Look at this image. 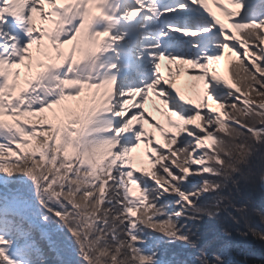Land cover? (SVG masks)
<instances>
[{
	"label": "snow or ice",
	"instance_id": "obj_1",
	"mask_svg": "<svg viewBox=\"0 0 264 264\" xmlns=\"http://www.w3.org/2000/svg\"><path fill=\"white\" fill-rule=\"evenodd\" d=\"M20 2L23 4L22 12L16 10L17 0H0V65H2L0 89L9 93L7 95L0 93V162H6L0 163V174L9 179L16 176L29 178L37 196L41 185H44L46 190H51L55 186L52 196L57 197L54 201L56 207L49 204L45 209L47 213L50 211L57 217L74 238L85 264H93L97 257L92 254L93 249L86 248L80 243V238L97 241V247L101 250L99 264H124L125 258L135 262L136 256L143 252L141 245L146 243V239L141 235L143 228L176 235L171 230L170 222L165 224L156 221L155 217L164 215L165 211H153L163 206L158 203L160 196L153 200L148 189V181L155 186L163 180L170 191L179 192L186 200L192 202L190 207L194 206L206 192L218 190L215 181H202L199 194L186 196L182 191L183 184L192 178L193 173L204 168L207 162L198 159L199 156L207 152L216 157V162L222 166L223 159L219 147L221 144L227 145L224 155L231 159L229 150L235 147V142H242L245 132L252 134L257 142L264 141V120L258 122L259 127L253 122L256 116L264 114V72L258 73L253 66L258 63L264 68V20H246V10L264 11V0H175L174 3H168L163 7L162 0H124V6L116 3L115 7L114 0H94V3L87 5V9L90 10L83 11L78 4L71 3V0H20ZM190 9L202 13V24L189 17H182L185 23H166L158 30V36L154 37L156 42L146 46L145 51L152 57L155 65L156 78L151 83L142 82L143 86L139 88L127 90L121 88L113 91L115 77L105 73L87 81L74 80L73 82L83 85L78 92L63 94L58 100L47 105L38 107L35 104H28L24 107L28 102L24 94L30 88L33 78L42 70L40 60L43 57H40V50L48 46L47 33L54 27L58 29L56 42L65 51L87 32L95 41L94 53L112 51L118 54L119 49L116 45L127 35L113 31L121 20L144 16L146 19L155 18L158 22L161 17H176ZM215 9H219L221 13L227 9L230 15L226 17L227 19H222ZM150 13L152 15H149ZM101 20L103 23L99 22ZM54 21L59 23L54 24ZM237 24L241 25V32L237 37L228 40L223 51L213 54L206 49L205 45L214 33L227 37L233 31L232 26ZM236 40L247 41V45L234 42ZM164 41H168L167 48L164 47ZM185 44L190 51L182 56L169 50L183 47ZM229 46L234 53H238L239 60L243 61L239 65H234L230 61L227 65L231 81L220 74ZM49 52L51 59L47 62L54 63L61 67L62 72H67L63 56L57 58L54 51L49 49ZM140 55L143 56L144 51H141ZM165 61L169 62L167 66L170 77L173 75L171 72L173 64L176 65L178 72L188 76L190 82L188 86L194 98L186 99L191 105L190 115L176 112L168 107V100H162L164 107L157 110L166 117V123L175 122L187 135L172 131L169 141L171 148L169 149L167 145L157 148V153L163 159L152 161L150 167H146L144 158L146 156L151 160V157L147 152L137 151L141 147L140 138L144 136V132L132 121L142 116L153 126L159 122L157 116L146 108L151 94L164 97L179 93L181 98H186L173 79H165L161 71L162 63ZM115 67L114 62L109 65L110 69ZM22 70L25 73L23 77ZM242 71L247 72V80L241 78ZM68 75L71 73L68 72ZM221 79L231 85L228 100L215 95L212 91L213 85ZM201 81L205 82L202 91L197 88V83ZM68 82L67 79L61 81L63 84ZM105 86L108 92L113 93L115 103L109 102V110L115 118L93 129L91 124L96 123L94 119L88 128L76 137L77 146L84 151L106 146L112 150L116 159H123L120 167L115 166V160L111 161V166L107 170L108 179H104L102 174H97V179L100 180L97 199L95 192L81 191L77 195L72 191L70 184L56 185L57 175L53 168L59 171L63 163H56L59 160L57 149L55 145L49 144L43 129L65 118L62 105L70 104L73 107L82 105L93 95L102 93ZM241 94L249 96L250 105L240 104ZM16 101L18 103H15ZM240 107L247 109L244 115L248 122L234 116L227 119ZM217 118L227 119V125L219 124ZM228 127L235 128L238 134L225 140L226 132L222 129ZM125 130H135L138 133L136 144H124L119 139V134ZM97 132L104 135L96 136ZM26 142H29V149L33 144L42 145V151L51 147V154L46 151L43 156L39 151L34 154L25 148ZM152 143L155 144L156 140L153 139ZM46 159L50 163L47 170H44ZM69 173L65 175L71 179ZM37 174L40 175V180ZM168 174L171 175V179ZM207 174L216 173L208 168ZM205 184H212V187H203ZM113 190L118 194L116 201H113L110 195ZM137 190L138 194H134ZM59 196H64L65 199L61 201ZM81 198L85 204L94 208L98 204L105 210L106 215L112 213V219L111 222L108 220L98 222L94 226L95 231L81 232L78 237L77 230L64 223V213L69 208H77L78 211L74 200ZM136 200L140 203H136ZM38 201L44 205L42 200ZM20 236L24 237L26 234L20 232ZM12 243L14 241L0 235V257L7 264H15V261L3 246H10ZM150 259L149 256L139 255V260L144 264Z\"/></svg>",
	"mask_w": 264,
	"mask_h": 264
},
{
	"label": "trees",
	"instance_id": "obj_2",
	"mask_svg": "<svg viewBox=\"0 0 264 264\" xmlns=\"http://www.w3.org/2000/svg\"><path fill=\"white\" fill-rule=\"evenodd\" d=\"M240 76L242 79H248L247 72L242 71ZM246 110L242 107L237 108L229 118L234 116L248 122V118L244 115ZM260 120H264V114L254 118L253 122L257 123V127ZM45 130L51 132L50 127L43 129L44 132ZM222 131L226 132L225 140L229 136L238 134L236 129L231 127ZM49 137L45 136L47 140ZM33 146L41 156L44 155L45 150H41V145L33 144L29 149V142L25 144V148L35 154L38 151L33 150ZM219 147L223 165L217 163L216 157L210 155L205 163L206 171L193 174V177L183 184L182 191L185 195H190L193 191L199 194L202 181H215L218 190L206 192L194 206L190 207L192 202L186 200L179 192L170 191L164 181L161 183L165 188H158L148 181V189L153 200L160 196L158 203L163 206L153 211H165L164 215L155 217L156 221L165 224L170 222L171 230L176 235L143 228L141 235L146 239V243L141 245L143 252L136 256L135 262L125 258L124 264H144L139 260V255L151 257L147 264H264V141L257 142L252 134L245 132L242 142H235V147L229 150L231 159L228 155H224L227 145L221 144ZM68 150L74 148L69 146ZM48 154L50 155L51 151ZM162 159L157 158V160ZM73 160L61 152L56 163L62 162L61 168L69 173ZM49 163L50 161L46 159L44 170H47ZM116 167L120 165L116 164ZM61 168L59 171L53 168L57 175L56 185H67L70 179L67 180V184L63 181L65 172H61ZM208 168L216 174L208 175ZM168 175L171 179V175ZM37 178L41 179L39 174ZM86 186L88 189L84 187L83 191L97 192V189H92L90 184ZM203 187L211 188L212 184H205ZM77 189L72 191L79 195V189L75 191ZM54 190L55 186L51 190H46L45 186L41 185L37 196L29 178L16 176L9 179L0 174V235L14 241L10 246L3 247L15 264H85L78 245L63 223L57 217L51 216L50 211L46 214L45 207L40 206L35 199L38 197L46 207L49 204L54 207L56 206L54 201L57 199L52 196ZM110 195L113 201L118 199L115 190ZM59 199L63 201L65 197L59 196ZM171 201L183 208L180 215L172 214ZM214 201L218 203H213ZM74 202L80 209L85 210V215L65 212L64 223L76 229L78 237L81 232L95 231L94 226L98 222L103 223L105 220L111 222L112 213L106 215L105 210L98 204L94 208L85 204L83 198ZM135 202L140 203L139 200ZM27 205L29 210L25 211ZM116 208H119L118 204ZM26 218L36 221L39 228L30 225ZM49 221H55L63 230L50 232L46 229ZM91 224L93 226L89 229ZM20 232H24L26 236H20ZM80 243L94 250L92 254L97 259L93 260V264H99L101 250L97 247V241L80 238ZM0 264L7 262L0 257Z\"/></svg>",
	"mask_w": 264,
	"mask_h": 264
},
{
	"label": "rangeland",
	"instance_id": "obj_3",
	"mask_svg": "<svg viewBox=\"0 0 264 264\" xmlns=\"http://www.w3.org/2000/svg\"><path fill=\"white\" fill-rule=\"evenodd\" d=\"M163 3L164 2H161V4H163ZM213 7L215 8L214 5H213ZM225 10H227V9H225ZM188 12H192V14L194 13L192 19H194L195 21H197L201 24L203 23V20L201 19L202 13L195 11V10H191V9ZM225 13H226V11H225ZM228 13H229V11H228ZM149 15H152V14L150 13ZM139 18H141V20L146 19L144 16L139 17ZM253 18H257L256 11H247L246 10V20L251 21V20H253ZM256 20H261V19H256ZM166 23H178V22H176L174 17H172V16L161 17L158 22L155 20V18L146 19V22L144 23L143 28L148 29V31H147L148 37L154 38V37H157V35H155L153 33L158 34V30L160 28L164 27V25ZM233 27H235L234 32L233 31L230 32L227 37L222 36L220 33H214L212 35V37L208 39V41L205 45L206 49L209 51H212L213 54L223 51L224 46L226 44H228V40L230 38L237 37L236 36L237 33L235 32L237 26L233 25ZM222 28H223V25H222ZM123 33H127V31L123 30ZM88 38H90L91 40L90 39L88 40ZM130 40H131V35L127 33V35L123 41L128 42ZM148 40H149L148 38L144 39L143 42H141L139 44V46H137L135 49L138 51V57L137 58L139 59V61L141 63L139 65L144 67V65L147 64L146 67L149 68L150 70L151 69L153 70L155 68V65L153 63V59L151 56L148 55L147 51H145L146 46L150 45ZM87 42H88V44H89V42H91L89 45V48H91L93 50L94 46H95V41L93 40V38L88 33H84L82 35V40L80 42V46H78V47L74 46V48H70L69 52H67V53L61 45H57L56 47H54V52L56 53L57 58H59L61 56H63V58H64V56H67V55H69V57H70V63H69L70 65L64 64L67 68V72H62L61 67L56 65L58 67V70H57L58 78H57V80L59 83V90H58L59 96L66 94V93L71 94L73 92H78L80 90V88L83 86L82 83L73 82L74 80H76V81H87L89 79H94L95 74L91 71V67H90L91 61L88 63V65H85L87 63L86 59L88 56ZM234 42H239L244 46L247 45V42H245V41L236 40ZM164 47H168V42H166V44L164 43ZM229 48L232 51L230 46H229ZM169 50L174 52L176 55H179V56H182V55H184L190 51V49L187 47L186 44L183 47H177V48H173V49H169ZM44 51H47L46 52L47 56H45L46 60L44 61L45 62L44 69L41 71V73H42V76H44V78H46V76L48 74V66L50 65V63H48L47 61L51 59V56H50V52L48 51L47 47L44 49ZM141 51H144L143 56L140 55ZM230 54L231 55H230L228 64L230 63V61L234 65H239V64L243 63L242 60H239L238 53H234L232 51ZM246 54H248L247 48H246ZM254 59H259V58L254 57ZM74 61H75V63H74ZM168 63L169 62H166V64L162 65L161 71H162L165 79H174V77L179 75V72L176 68V65L173 64L172 68H171V72L173 73V75L170 77L169 76V68L167 66ZM253 66L257 69L258 73L264 72V68H261V66L258 63L254 64ZM0 68H2V65H0ZM68 72H70L71 75H68ZM227 75H229L230 79H231V75H230L229 71H228ZM184 78H185L187 93L190 96V98H194L193 93H192L190 87L188 86L190 83L188 80V76L184 75ZM65 79H67L69 82L67 84L61 83V81H64ZM204 83H205L204 81L197 83L198 90L202 91ZM208 87H209V91H210L211 85L209 84ZM230 87H231L230 84H228V83L226 84V83L222 82L221 84H218L217 86L213 85L212 91L215 93V95L222 96L225 100H228ZM121 88L125 89L123 87H120V80L116 79L113 91H115V89H121ZM0 90H1V93H3L4 95L9 94L7 92H4L2 89H0ZM125 90H127V89H125ZM236 91H238V89H236ZM253 95H254V93H253ZM163 99L168 100L169 101L168 107L175 110L176 112L184 113L185 108H187V107H188V109L191 108V105L186 106V107H184L185 105H182V106L177 105L175 100L171 99L169 96L152 97L150 95V98H149L148 102L146 103V108L153 115L157 116L159 122L155 123V126H153V124L147 123V121L144 120V118L142 116H140L138 119H134L132 121V123L136 124L138 126V128L144 132V136H142L140 138L141 149L146 151L148 149L147 146L151 145V147L147 151L149 156H151V160L145 159L146 156L144 158L146 167H150V164L152 163V161H156L157 158H159V157L161 159L163 158V157L159 156V154L157 153V148L163 147L164 145L171 147V144L169 143V141L171 139V132L172 131L180 132L182 135H187L186 133L183 132V129L181 127L177 126V124L175 122L168 121L166 123V120H165L166 117L163 115L162 112L157 110V108H163L164 107L162 104ZM110 101L112 103H115V101H113V93L108 92L107 87L105 86L104 91L102 93H100L98 95H93L90 100L83 103L84 104V111H83L84 116H83V118H84L85 122L81 124L83 126L81 128V132H83L84 129L88 128L90 122L93 121L94 119H95L96 123L91 124V128H93V129H95L99 124H102L104 122H107V121L115 118L114 114L111 113L110 110H108L105 113L104 112L99 113V117H96V115H98L97 111L104 109L105 105L109 104ZM239 101H240L241 105H250L251 104V100L247 94H241ZM131 106L132 105H129V107H131ZM121 108H123L122 103H121ZM188 114L190 115V112H188ZM109 117H110V119H109ZM217 122L219 124H226L227 119L217 118ZM125 123H128V122L125 121ZM59 130L61 132H64L63 129H59ZM149 133L151 135H148ZM137 136H138V133L135 130H125L119 134V139L122 140L124 144L134 145L137 143V140H136ZM153 139L156 140L155 144L152 143ZM189 142H191V136L190 135H189ZM67 154H69V152H67ZM155 156L157 158L153 159V158H155ZM84 157L87 159V151H84ZM209 158H210V154L207 152L203 153L201 156L198 157V159H200L201 161H207V159L209 160ZM202 172H203V168L199 169L198 172H196L194 174H201ZM162 181L163 180H161L160 183L158 185H156L158 188L159 187L165 188L163 186V184L161 183ZM76 183H77V181H73V184H76ZM136 193H138V190L136 191ZM196 193L197 192L193 191L192 193H190V195H193ZM186 195H188V194H186ZM173 198H176V197L173 196ZM170 203L173 204L172 214L174 216H176L177 213H181L183 211V208L179 204H177V203L174 204L175 202H173V201H171ZM89 228H90V226H89ZM46 229L49 230L50 232L63 230L61 225L57 224L55 221H49L46 225ZM177 258H178V256H177Z\"/></svg>",
	"mask_w": 264,
	"mask_h": 264
},
{
	"label": "bare ground",
	"instance_id": "obj_4",
	"mask_svg": "<svg viewBox=\"0 0 264 264\" xmlns=\"http://www.w3.org/2000/svg\"><path fill=\"white\" fill-rule=\"evenodd\" d=\"M102 7L104 6V5H101ZM88 10H90V9H88ZM181 14V15H180ZM179 14V16L180 17H184L185 15L183 14V13H180ZM102 21V20H101ZM54 23V22H53ZM133 30V29H132ZM132 30L130 31V32H132ZM58 34V33H57ZM56 34V35H57ZM134 34V33H133ZM91 40V39H90ZM232 51L230 50V48H229V50H228V54H227V57H226V61H224V62H222L223 64H224V67L222 68V70H221V75H223V76H225V77H227V78H229L230 79V76L229 75H227V73H228V68H227V65H228V61H229V58H230V53H231ZM93 55H94V51H91L90 52V60H91V62H92V68H93V70H97L102 76L104 75L103 73L104 72H101L100 70H99V66H97V64L96 63H94L93 62V60H92V58H93ZM100 55H104V54H100ZM99 55V56H100ZM107 57V56H106ZM108 60H113V59H108ZM99 65H100V62H99ZM109 71L108 72H106L107 74H108V76H111V74H112V70L109 68L108 69ZM152 74H154V73H152ZM155 79V78H154ZM174 82H176V84H177V87L180 89V91L185 95V97L186 98H181V95L179 94V93H174L173 95H171V96H169L171 99H173V100H175V102L177 103V105H185L184 107H186V106H190L187 102H186V99L187 98H190V96L188 95V93H187V88H186V84H185V78H184V75H182L180 72H179V75L178 76H176V77H174ZM231 81V80H230ZM152 82V80L149 82V83H151ZM222 82H224V83H228V84H230L228 81H226V80H223V79H221V80H217L216 81V83L214 84V85H218V84H221ZM166 87H168L167 85H166Z\"/></svg>",
	"mask_w": 264,
	"mask_h": 264
}]
</instances>
